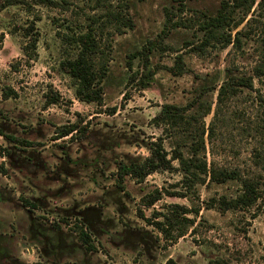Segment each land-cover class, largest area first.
Listing matches in <instances>:
<instances>
[{
	"label": "rangeland",
	"instance_id": "obj_1",
	"mask_svg": "<svg viewBox=\"0 0 264 264\" xmlns=\"http://www.w3.org/2000/svg\"><path fill=\"white\" fill-rule=\"evenodd\" d=\"M59 1H19L0 8V264H167L169 256L181 264H264V191L248 207L225 210L208 207L205 200L233 195L239 187L235 179L196 182L186 195L164 192L144 207L146 214L170 201L199 207L193 228L164 247L156 236L160 232L135 207L155 185L173 189L180 173L153 171L139 182L126 176L129 194L116 187L112 174L120 161L147 153L148 139L162 133L149 120L160 102L185 103L196 85L205 79L220 82L227 72L252 74L264 43V0H256L246 14L242 8L234 11L241 20L231 30L224 26L223 34L230 31L232 38L227 43L221 35L208 36L200 25L202 13H215L222 0H127L133 26L107 39L101 103L77 98L70 77L58 66L60 58L76 50L66 35L82 29L87 16L100 9L88 0ZM31 24L38 38L36 55L29 58L22 45ZM102 33L104 40L105 29ZM147 43L153 44V75L139 86L140 73L135 79L130 74L142 69L141 61L138 56L129 61L127 55ZM177 53L185 70L174 74L167 66ZM263 88L253 77V88L241 86L225 100L217 134L206 141L208 161L248 175L264 172L253 154L258 142L245 130L261 114ZM51 91L59 95L55 102H48ZM211 116L212 111L205 121ZM79 117L89 121L87 137L53 138L58 125ZM164 143L169 147L166 138ZM24 197L35 204L27 207ZM78 219L89 226L97 249L86 251L70 229Z\"/></svg>",
	"mask_w": 264,
	"mask_h": 264
},
{
	"label": "trees",
	"instance_id": "obj_2",
	"mask_svg": "<svg viewBox=\"0 0 264 264\" xmlns=\"http://www.w3.org/2000/svg\"><path fill=\"white\" fill-rule=\"evenodd\" d=\"M43 3L56 5L59 0H0V8L6 4L14 2ZM93 1L100 11L90 13L84 27L77 31L67 34V41L76 45L73 55H65L58 61L59 68L67 73L74 87L75 96L85 101L102 102V81L107 74V50L109 35L114 32H123L125 28L133 26V21L128 10L127 0H88ZM256 0H233L232 5L228 0H222L215 13H205L200 25L208 36L223 37L225 43L232 40L230 31L223 34L225 25H230V29L237 26L241 19L236 20L234 11L242 8L243 13H247ZM229 3V5H228ZM169 19V17H168ZM32 27V24L30 28ZM105 37L102 40L103 30ZM264 36V25H262ZM165 32V31H164ZM239 31H235L233 39H238ZM111 33V34H110ZM28 36L22 48L27 57L36 55L37 32L35 29L25 31ZM2 36V34L0 35ZM207 36V37H208ZM205 37V40L206 38ZM1 39V37H0ZM264 41V37H263ZM153 44L147 43L142 47L130 52L128 60L138 56L141 61L142 69H136L130 78L135 79L139 86H145L149 77L153 75V68L150 67L149 52ZM129 60V61H130ZM167 68L174 74L184 71V61L181 53L175 55L174 61ZM253 77H256L264 85V43L262 45L257 62L252 67V74L237 75L227 72L226 77L220 82H204L193 88L192 96L185 103L175 101H162L158 109L150 116L149 120L155 126H160L162 133L151 137L147 141V153L136 155L127 161H120L116 169L112 172L114 182L118 189L129 194L126 189V176L135 181H142L147 174L158 170H175L180 173V177L173 184V189L155 185L148 191L139 196L136 204V213L160 232L157 238H163L161 246L168 241H175L179 236L184 235L189 229L193 228L195 215L199 207L187 205L183 202L170 201L165 204L163 209L152 208L150 214H146L144 207L151 206L158 200L164 192L168 194L186 195V188L193 186L196 182H223L228 179L238 181V189L233 195L220 193L211 195L205 200L206 206H215L220 210L227 208H245L255 203L256 199L264 191V172L244 174L239 168L225 167L207 160L206 141H211L217 134L218 115L221 106L229 97L235 96L240 87L253 88ZM12 89L4 90L5 94H10ZM216 90L215 99L212 94ZM59 95L55 91L48 94V102H55ZM258 104L261 114L256 117L251 125L245 128L257 140L254 147V157L256 163L264 170V88L258 94ZM214 104V105H213ZM114 107L111 108L112 111ZM212 111V116L208 122L205 116ZM53 138L68 135L70 139L85 138L89 134V121H83L82 117L69 123L58 125ZM2 129L0 128V132ZM253 133V134H252ZM9 138L24 143L26 145L35 144L34 141L27 140L21 136L6 134ZM164 138L167 139L169 147L165 146ZM0 170L4 171L2 164ZM182 184L180 188H176ZM23 203L28 207L34 205V201L24 197ZM191 214V215H190ZM66 222L68 216H62ZM54 226H60L58 221H53ZM70 229L76 233L77 239L83 244L86 251L95 250L96 243L91 236L88 225L83 220L78 219L70 225ZM167 264H181L172 257H167Z\"/></svg>",
	"mask_w": 264,
	"mask_h": 264
}]
</instances>
